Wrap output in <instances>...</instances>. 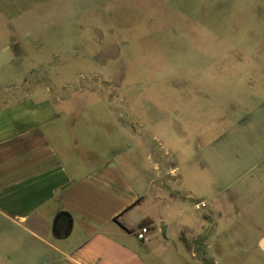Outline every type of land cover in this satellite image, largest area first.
Here are the masks:
<instances>
[{
	"label": "rangeland",
	"instance_id": "374dc122",
	"mask_svg": "<svg viewBox=\"0 0 264 264\" xmlns=\"http://www.w3.org/2000/svg\"><path fill=\"white\" fill-rule=\"evenodd\" d=\"M111 6L67 36L35 31L25 55L4 50L0 31V108L46 92L59 111L96 115L116 150L128 135L147 138L164 179L144 210L167 227L157 244L168 264H182L171 243L196 264H264L254 248L264 232V5L205 0L193 25L154 0ZM216 187L220 205L192 209Z\"/></svg>",
	"mask_w": 264,
	"mask_h": 264
},
{
	"label": "crops",
	"instance_id": "0c3cea01",
	"mask_svg": "<svg viewBox=\"0 0 264 264\" xmlns=\"http://www.w3.org/2000/svg\"><path fill=\"white\" fill-rule=\"evenodd\" d=\"M124 1L0 0V31L8 41L4 50L25 55L23 42L35 31L67 36L72 24H86L81 20L88 14L105 7L111 12L112 4ZM154 1L190 25L196 9L205 7V0ZM250 1L264 5V0ZM43 94H25L0 108V264H168L161 255L166 246L157 244V232L164 235L167 227H157L162 218L144 210L146 204L154 206L152 192H161L164 179L147 159V138L128 135L116 150L114 137L100 131L96 115L59 111ZM220 192L205 190L192 209L220 205ZM193 197L186 194L188 200ZM204 211L211 218L218 212ZM62 212L70 217L69 232L56 238L53 221ZM142 228L148 234L139 240ZM171 246L182 264H196L181 243ZM254 248L264 257V232Z\"/></svg>",
	"mask_w": 264,
	"mask_h": 264
},
{
	"label": "trees",
	"instance_id": "16d2710c",
	"mask_svg": "<svg viewBox=\"0 0 264 264\" xmlns=\"http://www.w3.org/2000/svg\"><path fill=\"white\" fill-rule=\"evenodd\" d=\"M70 222V217L66 213H58L53 221L54 236L56 238H62L66 236L69 232Z\"/></svg>",
	"mask_w": 264,
	"mask_h": 264
},
{
	"label": "built area",
	"instance_id": "2783aa9c",
	"mask_svg": "<svg viewBox=\"0 0 264 264\" xmlns=\"http://www.w3.org/2000/svg\"><path fill=\"white\" fill-rule=\"evenodd\" d=\"M148 234V229L147 228H142L140 231L137 233V238L139 240H144L146 238V235Z\"/></svg>",
	"mask_w": 264,
	"mask_h": 264
}]
</instances>
